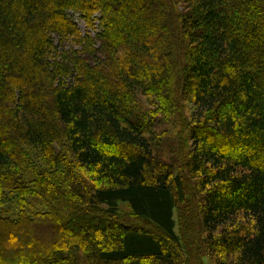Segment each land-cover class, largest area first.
I'll use <instances>...</instances> for the list:
<instances>
[{"label":"trees","instance_id":"1","mask_svg":"<svg viewBox=\"0 0 264 264\" xmlns=\"http://www.w3.org/2000/svg\"><path fill=\"white\" fill-rule=\"evenodd\" d=\"M198 241L264 264V0H0V264H202Z\"/></svg>","mask_w":264,"mask_h":264},{"label":"rangeland","instance_id":"2","mask_svg":"<svg viewBox=\"0 0 264 264\" xmlns=\"http://www.w3.org/2000/svg\"><path fill=\"white\" fill-rule=\"evenodd\" d=\"M107 14L111 21L112 16L110 17V14L109 13ZM69 16L72 17L73 20L78 24L83 34L90 32L93 35H95L96 30L93 28H89L87 26L86 21L84 20L83 16L80 13L70 11ZM95 25H96V28H98L99 24L97 21L95 22ZM117 26H118L117 29L120 30L122 25L121 23H119ZM118 34H116L114 38L111 37L112 43L113 41H116L118 39L116 38ZM54 38H55V44L58 45L60 52H64V53L69 52V50H72L73 48L79 49L82 46V44L77 43L72 36H67L66 38L61 39V37H59L58 35H55ZM35 208L39 209L40 211H45L43 209L44 207L42 206H35ZM119 210H120L121 219H123L124 222H127V223L140 222L139 220H137L136 217H134L131 214L130 207L126 203L120 202ZM11 215L13 216V214ZM189 216L193 218V223H194L195 218H194L193 208L189 209L185 207V210L183 211V214L181 217L179 216V213H176V220H177L176 232L180 234L182 237H186L188 239L197 238L198 235L194 227V225L196 224L194 223L193 225L192 223H188ZM183 222L184 224L185 222L186 224L188 223L185 226V228L182 227ZM192 225H193V228H192V231L190 232ZM197 244L199 245L198 257L202 260V264H236V261L234 258L235 256L232 255L231 253L221 252L219 246L217 245L211 246V244H209L208 242H204V241H198ZM194 249L195 248H192V250Z\"/></svg>","mask_w":264,"mask_h":264}]
</instances>
